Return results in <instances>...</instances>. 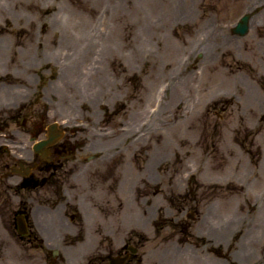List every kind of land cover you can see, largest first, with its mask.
I'll return each instance as SVG.
<instances>
[{"label":"rangeland","instance_id":"1","mask_svg":"<svg viewBox=\"0 0 264 264\" xmlns=\"http://www.w3.org/2000/svg\"><path fill=\"white\" fill-rule=\"evenodd\" d=\"M262 85L264 0H0V264H112L127 239L125 264H264ZM55 122V194L16 196L13 161ZM65 196L84 219L40 211ZM21 200L45 247L19 238Z\"/></svg>","mask_w":264,"mask_h":264},{"label":"flooded vegetation","instance_id":"2","mask_svg":"<svg viewBox=\"0 0 264 264\" xmlns=\"http://www.w3.org/2000/svg\"><path fill=\"white\" fill-rule=\"evenodd\" d=\"M43 135L44 132L42 131V127L37 126L36 129L34 128L32 132H30V135L28 137L31 142L35 143L36 141H42L47 138V135ZM0 136L5 137L4 141L7 143L13 141V138H7V134L2 133V131H0ZM71 143L72 142L68 139L63 141H57L54 144L46 147L45 153H37L32 145V149L29 150L31 151V157L28 162L27 160H25V158L14 160L13 156L16 155L13 154L11 160H14L13 162L16 163V166H13L11 168V171L19 174V180L15 181L14 183L11 182L12 184L8 185L9 191L11 192L12 190H15L16 196H20V193L22 191L38 192L41 190H46L47 192L52 191L55 194V184L53 183V180L54 178L56 179L57 176H62L64 174V171L67 170V163L66 161H64V159L68 152L70 154V150L71 152L73 150V146L71 145ZM8 145L9 144L1 145V152L3 150H8L9 152H12L11 149L7 148ZM26 162L30 164H26ZM26 168H30V171L28 172ZM13 178L14 175H9L4 172L0 175V179H5L6 181L12 180ZM59 182H61V185L63 184L62 186H64L65 183L62 179H60ZM64 199V203H62L61 200H54L51 202V200L48 199L46 202H42V204L39 203L38 206L41 212L45 213L46 215H49L56 209L58 205L64 204L65 208L68 207V204L70 205V203H68V197ZM79 200L80 199L77 197V206H74L75 208L70 205V207L74 209L73 212H71L70 214H65V217L70 220L71 223L77 218L84 219V214H81V216L79 217ZM19 203L20 204L15 212L16 219L14 221V225L17 228V231L20 227L25 229V233L19 234V238L23 240L26 244H30L36 240H41L42 237L40 235V232L36 231L35 224H38L39 230H42L43 228L41 229L40 225H44V222L43 220L40 221L39 225V223H35L33 219V214L35 212V205L37 204V201H32L31 205L28 204L27 200H21V202ZM118 252L119 257L127 256V262L130 257V252H133V248L130 245V239L126 240L125 244Z\"/></svg>","mask_w":264,"mask_h":264},{"label":"water","instance_id":"3","mask_svg":"<svg viewBox=\"0 0 264 264\" xmlns=\"http://www.w3.org/2000/svg\"><path fill=\"white\" fill-rule=\"evenodd\" d=\"M252 18V14L251 13H246L241 19L240 21L236 24V26L233 28V33L240 35V36H245L248 34L249 30H250V20ZM49 140L47 141H43L37 145H35L34 149L38 152V151H42L43 153H45V146L55 142L59 137L62 136V131H59L57 129V125L56 124H52L49 127ZM21 232H23L21 230ZM125 258L121 259V263H116L113 262V264H123Z\"/></svg>","mask_w":264,"mask_h":264},{"label":"trees","instance_id":"4","mask_svg":"<svg viewBox=\"0 0 264 264\" xmlns=\"http://www.w3.org/2000/svg\"><path fill=\"white\" fill-rule=\"evenodd\" d=\"M263 82V81H262ZM262 82H260L261 84H262ZM263 87H264V85H262ZM236 140H237V138H236ZM251 141V140H250ZM244 141L243 140H241L240 142H238L242 147H244L245 146V144L243 143ZM251 144H252V142H251ZM245 148V147H244ZM251 156H252V154H251ZM254 159H253V163H257L258 162V160H259V156L258 155H255V156H252ZM221 248H214L213 247V250L211 249L210 251H212L213 253L214 252H219L220 253V255H222L221 254ZM230 250H231V248H230ZM229 251V250H228ZM228 254V253H227ZM231 264H236V263H234V262H232Z\"/></svg>","mask_w":264,"mask_h":264}]
</instances>
